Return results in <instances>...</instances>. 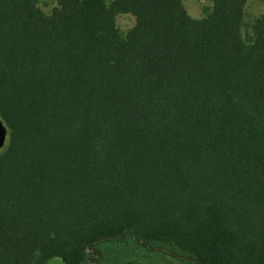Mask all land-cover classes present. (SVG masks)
I'll use <instances>...</instances> for the list:
<instances>
[{
  "label": "trees",
  "instance_id": "1",
  "mask_svg": "<svg viewBox=\"0 0 264 264\" xmlns=\"http://www.w3.org/2000/svg\"><path fill=\"white\" fill-rule=\"evenodd\" d=\"M39 1L0 0V264H264V17Z\"/></svg>",
  "mask_w": 264,
  "mask_h": 264
},
{
  "label": "rangeland",
  "instance_id": "2",
  "mask_svg": "<svg viewBox=\"0 0 264 264\" xmlns=\"http://www.w3.org/2000/svg\"><path fill=\"white\" fill-rule=\"evenodd\" d=\"M111 0H108L110 2ZM206 0H181L182 5L188 15L194 19H202L207 16L209 12H205L204 4ZM210 6L211 7V0ZM37 7L45 14L50 15L53 8L57 7L56 0H40L37 4ZM261 17H264V0H246L243 5V17L241 24V35L244 41H248L252 38V27L255 21ZM116 26L120 34L124 37L126 33L134 26L135 18L133 15L118 14L115 18ZM0 124L4 127V141L0 146V154L3 153L9 142L8 130L0 119ZM110 244L104 243L101 244V249L103 254H107V250ZM136 250V246H133ZM126 254L125 256H119L116 260H113L110 256H105V258H110L114 264H125L127 260H132L134 264H165L163 261L159 260L156 256L147 258L145 251L133 252L132 255ZM102 264H111L107 260H102ZM47 264H63L59 259L54 258L50 260Z\"/></svg>",
  "mask_w": 264,
  "mask_h": 264
},
{
  "label": "water",
  "instance_id": "3",
  "mask_svg": "<svg viewBox=\"0 0 264 264\" xmlns=\"http://www.w3.org/2000/svg\"><path fill=\"white\" fill-rule=\"evenodd\" d=\"M204 5L210 6V1L206 0ZM3 141H4V127H2V125L0 124V146L2 145Z\"/></svg>",
  "mask_w": 264,
  "mask_h": 264
}]
</instances>
